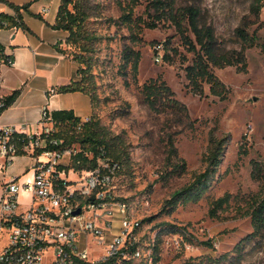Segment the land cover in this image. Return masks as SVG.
<instances>
[{
	"label": "rangeland",
	"instance_id": "374dc122",
	"mask_svg": "<svg viewBox=\"0 0 264 264\" xmlns=\"http://www.w3.org/2000/svg\"><path fill=\"white\" fill-rule=\"evenodd\" d=\"M253 0H178V6L194 5L201 10V21L215 28L228 49H241L237 31L245 25L264 44V8L252 12ZM93 29L103 36L93 62L97 84L95 119L114 136H122L130 155L129 163L115 181V197L130 206L132 216L144 222L145 244L155 245L154 264H264V231L257 238L250 217L240 198L264 192V52L257 46L247 52V73L237 68L215 70L216 76L230 90L221 101L205 87L203 97L188 87L186 69L194 55L189 53L176 28L169 22L158 23L147 1L133 10L127 0H94ZM123 8H127L124 11ZM131 13L132 23L123 17ZM156 23V29L148 26ZM171 43V63L157 61V50ZM131 48L141 58L138 74L126 65L125 51ZM187 59V61H184ZM162 80L187 106L194 129L182 131L175 119L153 114L142 103L140 88L152 80ZM72 94V93H70ZM67 95V94H60ZM81 117V116H80ZM43 118V114H42ZM82 118V117H81ZM226 140L222 164L210 180L209 192L198 202L181 203L176 210L165 208L175 192L190 185L195 174L203 173L204 155L210 133ZM20 134L24 133L19 130ZM172 137L179 158L187 163V172L167 180L168 149ZM73 150L81 151L79 146ZM4 163V160H0ZM27 169L36 161L29 156L16 160ZM72 164L65 158L63 166ZM175 165L177 161L172 160ZM259 166V181L253 173ZM77 176L69 178L76 181ZM231 195L232 201L219 218L211 219L214 200ZM116 229L120 224L116 223ZM117 234V232H115ZM0 232V251L6 242ZM84 243V242H83ZM205 244H210L207 246Z\"/></svg>",
	"mask_w": 264,
	"mask_h": 264
},
{
	"label": "trees",
	"instance_id": "16d2710c",
	"mask_svg": "<svg viewBox=\"0 0 264 264\" xmlns=\"http://www.w3.org/2000/svg\"><path fill=\"white\" fill-rule=\"evenodd\" d=\"M94 0H61V7L54 30L64 31L69 34L67 45L70 48L66 53L78 64L79 80L68 86L58 88V94L84 93L92 100L93 115L88 122L77 118L73 111H57L51 114L54 124V137L63 142L62 149H72L79 146L81 153L72 159L70 170L93 171L103 158L108 159L111 164H117L119 177L124 169L123 164L129 163L130 155L125 148V141L122 136H114L106 127L102 126L99 120L95 119V100L97 98V84L93 74L95 56L98 45L102 44L104 38L93 29V20L98 19L93 14ZM128 7L132 10L147 1L148 9L154 11L155 21L158 23L169 22L176 28L189 53L194 55L192 65L186 69L187 81L192 93L203 97L205 87H210L211 95L226 101L229 98L230 90L216 76L215 70L226 68H237L241 73H247L248 62L247 52L257 46L264 52V44H260V39L255 33L251 35L245 25L237 31V39L241 44V49H228L218 38L213 26L201 21V10L194 6H178V0H127ZM0 3H6L0 0ZM15 11L16 17L12 18L6 14L0 15V21L8 24V29H27L23 23L21 13L27 7L20 8L7 3ZM264 8V0H253L252 12L260 14ZM124 11L127 8H123ZM132 14L128 13L123 17L127 23H132ZM156 29L157 24L148 26ZM171 43L166 42L165 46H160L165 55L166 63H171L173 58L170 54ZM140 54L131 48L125 51V63L132 64L134 74H138ZM187 61V59H184ZM19 92H15L12 97L5 99L6 108L12 105ZM141 100L148 109L157 116H165L168 121L175 119V125L182 131L194 129L195 122L191 120L186 105L176 99V94L162 80H152L140 88ZM4 111V110H3ZM166 142L168 149V167L172 168L167 172V180L173 175H182L187 172V163L179 158L172 137ZM226 140H220L214 131L209 136V146L204 155L203 163L205 170L203 173L195 174L193 182L183 189L174 193L172 198L166 202L165 208L176 210L178 206L191 202L200 201L210 190V180L213 174L220 168ZM90 156V157H89ZM177 163L174 165L172 160ZM259 166L253 173V178L259 181ZM117 180V178H116ZM245 204L246 211L240 213L243 217H250L254 232L251 238L259 237L264 231V192L258 195H250L240 198ZM232 196L227 194L224 197L214 200L211 203L209 217L219 218L220 211L229 206ZM144 226V222L141 223ZM210 246V244H205ZM156 248V247H155Z\"/></svg>",
	"mask_w": 264,
	"mask_h": 264
},
{
	"label": "built area",
	"instance_id": "2783aa9c",
	"mask_svg": "<svg viewBox=\"0 0 264 264\" xmlns=\"http://www.w3.org/2000/svg\"><path fill=\"white\" fill-rule=\"evenodd\" d=\"M7 28L0 21V30ZM13 65L0 45V73ZM5 108L0 96V116ZM22 130L0 123V232L8 235L0 264H154L156 246L145 244L142 222L115 197L119 166L104 154L93 171L63 166L65 158L71 162L81 151L62 149L47 110L35 132L28 126ZM23 156L35 165L26 176L11 178L10 168ZM71 176L77 180L69 181ZM23 196L29 200L22 202Z\"/></svg>",
	"mask_w": 264,
	"mask_h": 264
},
{
	"label": "crops",
	"instance_id": "0c3cea01",
	"mask_svg": "<svg viewBox=\"0 0 264 264\" xmlns=\"http://www.w3.org/2000/svg\"><path fill=\"white\" fill-rule=\"evenodd\" d=\"M3 1L6 3H0V15L16 17L15 11L7 3L28 8L21 13L28 30H0V45L12 55L14 63L12 67L1 69L0 96L9 99L19 92L16 101L2 112L0 123L19 130L28 126L29 131L35 132L46 110L51 114L73 111L84 122L91 119L93 105L88 95L80 92L67 95L57 93L58 88L79 80V66L66 53L70 50L67 45L69 34L54 30L61 0ZM16 160L9 171L12 176H21L27 169L17 164ZM28 200L25 196L21 198L22 202ZM5 237L2 250L8 244V237Z\"/></svg>",
	"mask_w": 264,
	"mask_h": 264
},
{
	"label": "water",
	"instance_id": "95a60500",
	"mask_svg": "<svg viewBox=\"0 0 264 264\" xmlns=\"http://www.w3.org/2000/svg\"><path fill=\"white\" fill-rule=\"evenodd\" d=\"M77 215L80 214V211L76 213Z\"/></svg>",
	"mask_w": 264,
	"mask_h": 264
}]
</instances>
